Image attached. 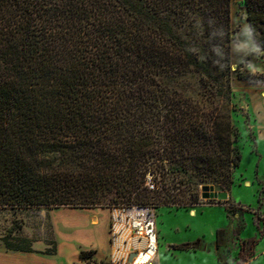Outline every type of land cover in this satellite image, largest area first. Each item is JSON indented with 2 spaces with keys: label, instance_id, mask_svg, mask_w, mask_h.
Segmentation results:
<instances>
[{
  "label": "trees",
  "instance_id": "trees-1",
  "mask_svg": "<svg viewBox=\"0 0 264 264\" xmlns=\"http://www.w3.org/2000/svg\"><path fill=\"white\" fill-rule=\"evenodd\" d=\"M230 3L0 0V208L179 209L198 200L181 186L227 190L241 160ZM242 4L264 57V0ZM94 254L79 260L98 264Z\"/></svg>",
  "mask_w": 264,
  "mask_h": 264
},
{
  "label": "rangeland",
  "instance_id": "rangeland-1",
  "mask_svg": "<svg viewBox=\"0 0 264 264\" xmlns=\"http://www.w3.org/2000/svg\"><path fill=\"white\" fill-rule=\"evenodd\" d=\"M230 19L231 46L239 43L231 51L230 62L237 65L249 57L248 71L264 70L263 63L252 54L256 48L248 34L242 0H231ZM248 61L236 69L231 65L230 121L233 147L241 157L239 166L232 171V184L227 190L209 183L195 186V190L181 186L187 195L192 192L198 195L197 203L179 209L175 205L156 208V264H264V97L255 91L242 92L241 81L236 79L260 81L264 76L247 74ZM198 80L192 74L181 81L186 94L198 92ZM151 178L148 175L147 181ZM203 186H212L215 193L225 192L226 199H201ZM246 209L250 211L245 212ZM62 210L68 214L62 213L54 220L52 214ZM83 214L87 219L81 217ZM90 217H98L93 232L85 231ZM107 222L108 207L0 208V264H85L77 256L78 251L88 249L97 251L98 264H108L109 234L104 227ZM194 242H199L204 249L170 248Z\"/></svg>",
  "mask_w": 264,
  "mask_h": 264
},
{
  "label": "built area",
  "instance_id": "built-area-1",
  "mask_svg": "<svg viewBox=\"0 0 264 264\" xmlns=\"http://www.w3.org/2000/svg\"><path fill=\"white\" fill-rule=\"evenodd\" d=\"M146 185L153 189L150 181ZM108 214V264H152L158 251L156 208L152 205H112Z\"/></svg>",
  "mask_w": 264,
  "mask_h": 264
},
{
  "label": "crops",
  "instance_id": "crops-1",
  "mask_svg": "<svg viewBox=\"0 0 264 264\" xmlns=\"http://www.w3.org/2000/svg\"><path fill=\"white\" fill-rule=\"evenodd\" d=\"M237 44H239L238 42L237 43H234L232 46H231V49H230V58H231V51H232V49H233V47L235 46V45H237ZM253 45H254V47L256 48V51L255 52H252V54H254V58H255V60H259L261 63H263V65H264V57H261V54L258 52V49H257V47L255 46V44L254 43H252ZM259 55H258V54ZM231 60V59H230ZM245 60H249V57H246L245 59H243L242 61H240V63L239 64H237V65H235V64H233V63H231V65H232V67L234 68V69H236L238 66H240V65H242V63H244V61ZM249 65V61H248V64L246 65V72H247V74H260V75H262V76H264V70H261V71H253V72H250V71H248V66ZM235 78V77H234ZM238 81H241V87H242V92H250V91H255L256 93L257 92H259V93H261V95L264 97V84H252V83H250V82H245L244 80H243V78H236ZM247 93V94H248ZM246 94V95H247ZM253 137H254V133H253ZM254 142H255V137H254ZM63 212H61L60 211V213L59 212H56V213H54V214H52L53 215V219L54 220H57V219H59L62 215H64V214H62V213H65V214H68L67 212H64V211H66V210H62ZM81 217L83 218H85V219H87L86 217H87V215H81ZM89 220V224L90 225H88V223H86V225H85V231H88V232H93L94 231V228H95V226L97 225V221H98V217H95V218H89L88 219ZM104 227H105V231H106V233H107V230H108V222H107V224H105L104 225ZM219 230V229H218ZM217 231V230H216ZM84 249H86V248H84ZM88 249V248H87ZM206 249V248H205ZM88 250H92V249H88ZM93 251H95V250H93ZM166 251V250H165ZM79 251H78V256H77V258H79ZM27 255H36L37 256V254H33V253H26ZM157 254H158V251H157ZM39 255V254H38ZM95 256H94V260L95 261H97L98 263L100 262V261H98L97 260V251H95V254H94ZM157 256V255H156ZM38 257V256H37ZM156 259V258H155ZM155 259H154V261H153V263L152 264H156V262H155Z\"/></svg>",
  "mask_w": 264,
  "mask_h": 264
},
{
  "label": "water",
  "instance_id": "water-1",
  "mask_svg": "<svg viewBox=\"0 0 264 264\" xmlns=\"http://www.w3.org/2000/svg\"><path fill=\"white\" fill-rule=\"evenodd\" d=\"M234 69V68H233ZM201 199L206 200H217V201H224L226 199L225 193H215L212 187H203L201 189ZM132 258V256L130 257Z\"/></svg>",
  "mask_w": 264,
  "mask_h": 264
},
{
  "label": "clouds",
  "instance_id": "clouds-1",
  "mask_svg": "<svg viewBox=\"0 0 264 264\" xmlns=\"http://www.w3.org/2000/svg\"><path fill=\"white\" fill-rule=\"evenodd\" d=\"M248 34L250 35V34H251V32L249 31V32H248Z\"/></svg>",
  "mask_w": 264,
  "mask_h": 264
}]
</instances>
